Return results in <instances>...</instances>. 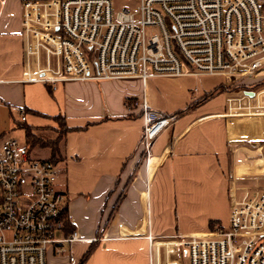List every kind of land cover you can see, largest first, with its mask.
<instances>
[{
  "label": "built area",
  "instance_id": "obj_1",
  "mask_svg": "<svg viewBox=\"0 0 264 264\" xmlns=\"http://www.w3.org/2000/svg\"><path fill=\"white\" fill-rule=\"evenodd\" d=\"M23 72L18 83L264 77V0H138L114 13L111 0H20ZM264 90L228 93L224 119L264 116ZM139 147L151 165L154 141L179 118L141 98ZM19 123L25 108L15 110ZM242 113V112H241ZM248 175V174H247ZM229 183V223L155 244L153 264H264V171ZM56 164L26 141L0 136V264L74 262L67 193ZM151 242V235L148 236Z\"/></svg>",
  "mask_w": 264,
  "mask_h": 264
},
{
  "label": "crops",
  "instance_id": "obj_2",
  "mask_svg": "<svg viewBox=\"0 0 264 264\" xmlns=\"http://www.w3.org/2000/svg\"><path fill=\"white\" fill-rule=\"evenodd\" d=\"M21 15L20 0H0V136L10 134L11 119L19 123L20 107L34 136L55 139L56 118L68 129L56 165L79 241L70 248L74 262L50 257L47 264H153V247L162 240L208 233L212 223L222 228V215L228 225L230 173L240 159L231 157V124L221 117L228 93L202 101L225 80L205 90L194 77L151 79L145 86L139 81L21 84ZM165 80L181 84L175 106L150 86ZM143 96L150 107L179 115L154 141L149 167L139 147ZM219 99L224 101L217 107ZM41 150L47 153L36 157L49 159L50 151Z\"/></svg>",
  "mask_w": 264,
  "mask_h": 264
},
{
  "label": "rangeland",
  "instance_id": "obj_3",
  "mask_svg": "<svg viewBox=\"0 0 264 264\" xmlns=\"http://www.w3.org/2000/svg\"><path fill=\"white\" fill-rule=\"evenodd\" d=\"M113 12H119L122 9H129L133 11L136 9L138 5V0H111ZM170 79V78H164ZM162 79V80H164ZM222 79L225 80V84L222 86L218 92L214 93L213 96L217 94L223 93H238L241 91L249 92V91H257L260 92L264 90V85H259L260 80L263 78H256V79H243L241 81H237L231 83L229 80L225 79V77L217 78V77H206V78H199L198 85L200 88L204 89L210 85H216L219 82H222ZM150 86L152 88L158 89L159 96L164 103L169 105L175 106L179 104V100L181 97V84H176L175 82L171 81H164L163 83H151ZM205 90V89H204ZM261 106H264V95L259 97ZM224 101V100H223ZM222 99L214 101V105L220 107L223 103ZM225 102V101H224ZM225 104V103H224ZM242 112V113H241ZM245 110H241L238 112V116L234 118H227L230 122V130L232 131L233 139L230 140L231 145L233 146L231 151V157L236 158L237 156L240 157L238 162H233V170L231 171V179L230 181L234 183L236 186L242 185V181L235 180L244 175L254 177L259 172L264 171V116H253L247 117L245 114ZM264 112V111H262ZM12 123V128L10 130L9 136L14 137L20 141V143H25L26 139L24 137L23 129H19L16 127V123L13 120H10ZM57 126L61 127L62 123L57 121ZM233 124V125H232ZM57 131V129H56ZM39 134V133H38ZM41 137L44 139H50L53 136L48 134H40ZM232 137V136H231ZM257 139V140H256ZM35 157L42 158L47 151L41 150L39 147H35L34 149ZM261 151L262 155H255L258 151ZM33 153V151H32ZM247 158V159H246ZM259 159V160H258ZM246 160V161H244ZM236 161V160H235ZM234 175V177L232 176ZM219 205L218 203L216 204ZM218 209V208H217ZM220 215H222L220 213ZM220 217V216H219ZM184 221V220H183ZM221 225L222 228L226 229L227 227V218L225 216H221ZM183 223V222H182ZM171 224V223H170ZM214 226L213 223L210 225V229L213 230ZM210 230V231H211Z\"/></svg>",
  "mask_w": 264,
  "mask_h": 264
},
{
  "label": "trees",
  "instance_id": "obj_4",
  "mask_svg": "<svg viewBox=\"0 0 264 264\" xmlns=\"http://www.w3.org/2000/svg\"><path fill=\"white\" fill-rule=\"evenodd\" d=\"M260 84L259 85H264V79L259 81ZM223 87H220L218 89H216L214 92L209 93L207 96L203 97L202 101H205L208 99V97L213 96L214 93L218 92V90H220ZM56 121H60L58 118L55 119ZM61 122V121H60ZM17 127L19 129H23L24 130V137L26 139V144L27 147L29 149V151L32 152V150L37 146L40 149H44V150H49L50 151V157H49V161L57 164L60 159H61V150L59 149L60 144L63 142L64 137H65V132L68 131V129L66 128V126H62L58 127L57 129V137L55 139H51V140H43L40 137L34 136L32 133V129L28 126L25 125V123H16ZM66 230L67 233L72 231V228L70 226V224H67L66 226Z\"/></svg>",
  "mask_w": 264,
  "mask_h": 264
}]
</instances>
